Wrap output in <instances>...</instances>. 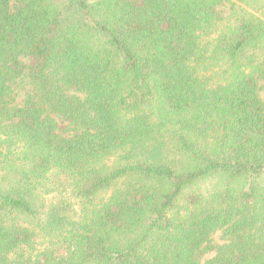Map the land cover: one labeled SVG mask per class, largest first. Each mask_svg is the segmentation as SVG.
Returning <instances> with one entry per match:
<instances>
[{
	"label": "trees",
	"instance_id": "16d2710c",
	"mask_svg": "<svg viewBox=\"0 0 264 264\" xmlns=\"http://www.w3.org/2000/svg\"><path fill=\"white\" fill-rule=\"evenodd\" d=\"M263 94L264 0H0V264H264Z\"/></svg>",
	"mask_w": 264,
	"mask_h": 264
},
{
	"label": "rangeland",
	"instance_id": "374dc122",
	"mask_svg": "<svg viewBox=\"0 0 264 264\" xmlns=\"http://www.w3.org/2000/svg\"><path fill=\"white\" fill-rule=\"evenodd\" d=\"M263 96H264V94H263ZM215 237H216V241H219V239H218V238H220V235H219V234H217Z\"/></svg>",
	"mask_w": 264,
	"mask_h": 264
}]
</instances>
